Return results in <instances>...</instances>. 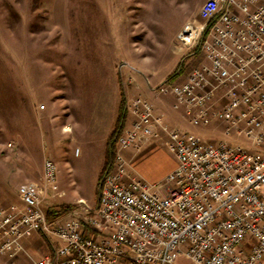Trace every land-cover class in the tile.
Wrapping results in <instances>:
<instances>
[{
    "label": "built area",
    "instance_id": "1",
    "mask_svg": "<svg viewBox=\"0 0 264 264\" xmlns=\"http://www.w3.org/2000/svg\"><path fill=\"white\" fill-rule=\"evenodd\" d=\"M174 50L201 60L183 82L154 93L173 94L189 126L212 133L171 126L150 101L132 96L97 209L85 219L48 220L42 203L48 188L57 190V168L45 159L43 187L24 183L23 206L0 208L6 264H17L23 241L41 235L58 245L31 264H264V0H206ZM157 140L177 164L149 183L122 151Z\"/></svg>",
    "mask_w": 264,
    "mask_h": 264
},
{
    "label": "rangeland",
    "instance_id": "2",
    "mask_svg": "<svg viewBox=\"0 0 264 264\" xmlns=\"http://www.w3.org/2000/svg\"><path fill=\"white\" fill-rule=\"evenodd\" d=\"M205 1L0 0V208L23 206L17 191L24 183L43 187L44 161L51 159L57 190H46L42 207L46 213L72 207L51 221L74 213L85 219L97 209L102 169L86 131L96 100H105L116 114L119 81L126 104L142 94L136 82L154 89L183 82L201 54L197 64L193 50L180 54L173 47L184 25L199 19ZM156 97L173 108V94ZM66 122L72 135L62 130ZM122 155L127 161L135 155L130 165L153 178L166 174L176 159L163 140ZM23 243L36 258L58 245L43 235ZM6 261L0 256V264ZM176 264L189 261L179 258Z\"/></svg>",
    "mask_w": 264,
    "mask_h": 264
},
{
    "label": "crops",
    "instance_id": "3",
    "mask_svg": "<svg viewBox=\"0 0 264 264\" xmlns=\"http://www.w3.org/2000/svg\"><path fill=\"white\" fill-rule=\"evenodd\" d=\"M178 34H177V36H178ZM174 47H175V45H174ZM174 47H173V50H174ZM180 54H182V53H180ZM64 55H67V54H64ZM191 57H192V55H191ZM119 84H120V91H121V87L123 89V85L120 83V81H119ZM135 88L139 89L141 91L142 94H138L139 96L150 101L154 105L155 110L164 115L165 121L169 125L178 126V127L183 128V129H188L192 132H198L197 130H195L189 126L187 120L183 116V113L178 112L177 110L172 108V106L169 105V102L167 101V99L163 98L164 99L163 102L156 100L157 97L154 93V88L151 86V84L149 82H148V86L144 85L142 83L136 82ZM105 102L106 101L103 100L102 98L100 99V101L96 100V103L94 106V111L92 113V118H91L92 122L89 124L90 125L89 129H86L87 127L85 128L86 131L88 130L91 132L90 134L93 138L94 144L96 145V147H94V148L96 149V153H97L96 158H97L98 165H100V170L104 166L105 152H106L108 139H109V136L114 129V126L116 124V120H117L118 114H119V108H118V113L115 114L114 108L110 105L104 104ZM130 122H131V117L127 113V120H126V124H125L124 128L128 127L130 125ZM62 130H63V132L71 134V135L74 132V129L72 128V126L68 122H66L62 126ZM204 132L206 134L212 133L211 131H204ZM153 142H156V141H150L146 145L152 144ZM93 152H94V150H93ZM134 156L135 155L129 157V163H131ZM176 164H177V161L175 159L172 167L166 172V174H164L160 178H153V177L146 176L145 174L141 173L138 169L135 171V169L131 165L130 166H131L132 170L134 171V173L138 177H140L144 180H147L149 183H157V182H160L161 180H163L176 167ZM21 255L25 256V258H20L17 261V264H31L32 259H39V258H36V257L31 255V253L26 249V245H24V253Z\"/></svg>",
    "mask_w": 264,
    "mask_h": 264
},
{
    "label": "trees",
    "instance_id": "4",
    "mask_svg": "<svg viewBox=\"0 0 264 264\" xmlns=\"http://www.w3.org/2000/svg\"><path fill=\"white\" fill-rule=\"evenodd\" d=\"M195 60L197 61V64H198V61L200 60L198 55L195 58ZM187 72L185 73V75L187 74ZM174 78H176V74H173L172 76H170L169 80H173ZM125 106H126V97H125V94H124L123 89L121 87V103H120V107H119V114H118V118L116 120V124L114 126V129H113V131L110 134L109 139H108L106 152H105V163H104V166H103V168L101 170V174H100V183L103 180L106 173L111 171V169L113 167V160H114V155H115V144H116L118 136L123 131L125 124H126V120H127V112H126ZM71 208L72 207L70 205H61L59 207V210L48 209V211L46 213L47 218H48V220H52L53 217H58L62 213L69 211Z\"/></svg>",
    "mask_w": 264,
    "mask_h": 264
},
{
    "label": "bare ground",
    "instance_id": "5",
    "mask_svg": "<svg viewBox=\"0 0 264 264\" xmlns=\"http://www.w3.org/2000/svg\"><path fill=\"white\" fill-rule=\"evenodd\" d=\"M129 264H139V260L137 258H129Z\"/></svg>",
    "mask_w": 264,
    "mask_h": 264
}]
</instances>
